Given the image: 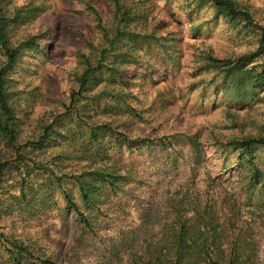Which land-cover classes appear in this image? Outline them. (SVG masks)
I'll use <instances>...</instances> for the list:
<instances>
[{
	"label": "rangeland",
	"instance_id": "obj_1",
	"mask_svg": "<svg viewBox=\"0 0 264 264\" xmlns=\"http://www.w3.org/2000/svg\"><path fill=\"white\" fill-rule=\"evenodd\" d=\"M115 1L0 5L20 49L4 74L15 146L38 141L51 124L59 134L52 145L24 150L23 176L10 170L0 180V264H16V240L59 264H131L185 195L204 206L226 191L253 212L244 221L255 262L264 264V178L251 185L252 167L234 150L264 137V82L236 86L239 75L211 61L234 65L258 49L264 0H234L252 24L200 0H118L122 13ZM7 63L0 45V74ZM90 66L95 72L81 90ZM104 126L115 134L96 130L94 142ZM252 152L264 171V146ZM15 153L0 135V163H15ZM99 171L119 178L88 176ZM84 181L90 200L81 195Z\"/></svg>",
	"mask_w": 264,
	"mask_h": 264
},
{
	"label": "trees",
	"instance_id": "obj_2",
	"mask_svg": "<svg viewBox=\"0 0 264 264\" xmlns=\"http://www.w3.org/2000/svg\"><path fill=\"white\" fill-rule=\"evenodd\" d=\"M6 0H0V5ZM204 3H212L216 5L222 12L228 14L233 19L244 18L249 24H252V16L248 12H243L234 0H200ZM116 2V9L118 13H122V6L118 0ZM2 9V8H0ZM7 17H0V45L7 56V66L0 74V135L6 141L8 146L15 149V163L3 162L0 163V180H2L4 173L10 170H17L23 176L20 170L23 164L25 168L29 165L25 162L26 157L23 154L26 148L35 147L40 148L46 144L52 145L55 137L59 136L54 130V125H48L43 135L36 142H29L27 146L16 147V139L14 137L13 129H15V112L9 105L8 93L5 88L4 74L13 68L20 56V49L14 48L10 40V27L6 23ZM259 41L258 49L239 58L238 62L232 65V62H221L217 58H212L216 66L222 64L224 67H230L233 74L239 75V86L249 82H264V62L255 65L251 69H244L246 62L256 59H264V29ZM124 35H127L124 34ZM93 67L87 68L85 73L79 77L81 90L87 88L90 84L92 74L95 72ZM259 70V71H258ZM248 84V83H246ZM106 129L115 134L114 129L110 126L99 127L92 133L94 142L99 141V134L96 130ZM116 136V135H115ZM117 138V137H116ZM244 139V138H243ZM236 143V142H233ZM236 153L242 159V162L249 163L252 167L253 177L250 179V184L257 186L264 178V171L256 163L254 150L258 146H264V137L260 139L250 138L245 139L244 142L234 145ZM240 146V147H239ZM195 147L197 145L195 144ZM33 149V148H31ZM37 150V149H36ZM9 153L6 154V156ZM15 165V167L13 166ZM48 170V168L40 167ZM88 174V173H84ZM92 180L105 181L108 178L116 181L119 177L111 176L104 172H92ZM26 177L21 180L20 190L26 197L25 190L27 188ZM111 182V181H110ZM87 182L84 181L81 186V195L83 200H90L91 190L88 188ZM212 187L211 185H208ZM253 186V187H254ZM68 201L69 197L65 196ZM212 198H216L212 203L202 204L197 203L196 198L191 200L185 195L176 204V209L167 216L166 221H163V227L158 232V239L154 242L145 239L144 245L146 247L138 255L135 253L131 259V264H256L258 258V249L255 240L249 233L250 221H244L246 213L252 211H244L243 203L240 200V195L233 192L218 193ZM197 201V202H196ZM72 207L83 218L78 204L71 199ZM258 213V211L254 212ZM82 221L86 226H91V221ZM264 224V221H263ZM248 228V229H247ZM13 249H10L11 258L16 264H59L53 260L36 257L25 245L18 240L11 241ZM25 261V263H23ZM30 261V263H29Z\"/></svg>",
	"mask_w": 264,
	"mask_h": 264
}]
</instances>
